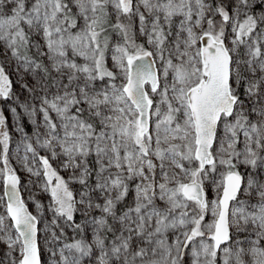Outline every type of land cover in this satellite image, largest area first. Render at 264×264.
Listing matches in <instances>:
<instances>
[{
    "label": "snow or ice",
    "instance_id": "1",
    "mask_svg": "<svg viewBox=\"0 0 264 264\" xmlns=\"http://www.w3.org/2000/svg\"><path fill=\"white\" fill-rule=\"evenodd\" d=\"M0 264H264V0H0Z\"/></svg>",
    "mask_w": 264,
    "mask_h": 264
},
{
    "label": "rangeland",
    "instance_id": "2",
    "mask_svg": "<svg viewBox=\"0 0 264 264\" xmlns=\"http://www.w3.org/2000/svg\"><path fill=\"white\" fill-rule=\"evenodd\" d=\"M29 131H31V128H28ZM13 165L16 166V161H12ZM20 175L24 179V183H28V175L27 173L21 171ZM62 175H67L66 173H62ZM34 179V178H33ZM22 197L26 200V202L29 205V208L31 211H35L34 206V200L38 199L42 204H47L48 198L45 193L40 191V189L33 187L31 184H28V186L22 190Z\"/></svg>",
    "mask_w": 264,
    "mask_h": 264
}]
</instances>
